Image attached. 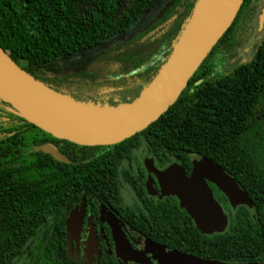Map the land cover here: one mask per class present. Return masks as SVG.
<instances>
[{
	"label": "trees",
	"instance_id": "obj_1",
	"mask_svg": "<svg viewBox=\"0 0 264 264\" xmlns=\"http://www.w3.org/2000/svg\"><path fill=\"white\" fill-rule=\"evenodd\" d=\"M159 2L0 0V46L38 81L89 102L96 95L93 88L75 85L70 77L56 71L61 68L56 63L112 43L129 32L143 28L137 35L140 39L160 27L149 39V45L155 46L152 51L140 45L124 52L120 60L128 69L145 65L138 77L143 86L148 85L170 56L198 0H169L162 15L153 19L151 10ZM257 9L258 0H244L235 20L178 99L144 130L119 143L88 146L56 138L15 114L11 104L0 99V264L32 249L34 246H26V242L39 235L41 241L49 243L39 246L42 255L46 253L51 264H65V193L71 203L82 194L100 193V202L120 207L116 162L143 144L162 166L173 160L184 165L192 155L214 160L248 192L253 206L239 205L223 232L203 234L176 198H167L151 204L153 218L162 220L169 212L172 220L179 218L180 225L172 222L164 231L138 217L143 229L137 233L198 257L263 262L264 35L253 44L249 61L237 60L253 35ZM48 142L70 162L58 161L43 151L41 147ZM213 187L218 200L226 201V195ZM142 190L143 185L138 191ZM186 220L193 229L183 226Z\"/></svg>",
	"mask_w": 264,
	"mask_h": 264
},
{
	"label": "water",
	"instance_id": "obj_2",
	"mask_svg": "<svg viewBox=\"0 0 264 264\" xmlns=\"http://www.w3.org/2000/svg\"><path fill=\"white\" fill-rule=\"evenodd\" d=\"M244 0H198L170 56L155 78L132 102L111 106L85 102L63 94L38 81L18 65L0 46V99L12 106V111L59 139L79 145H110L119 143L144 130L156 121L180 96L188 81L208 56L212 48L235 20ZM264 19V10L262 14ZM42 150L56 160L69 163L53 143ZM191 175H186L178 163L160 171L148 164L158 180L162 195L177 196L181 207L194 219L203 234L223 232L228 216L215 198L208 181L213 182L233 206H253L252 198L230 172L214 160L194 159ZM147 190L155 194L152 181ZM84 204V203H83ZM85 209L82 206L81 211ZM77 209L68 220L67 235L77 238L80 224L75 222ZM112 236L117 256L126 260L150 263L151 254L159 264H264V262L232 263L198 257L180 250H171L153 240H145L144 250L131 246L126 233L113 218ZM97 248V236L91 231L88 250ZM71 247L69 248V251Z\"/></svg>",
	"mask_w": 264,
	"mask_h": 264
},
{
	"label": "flooded vegetation",
	"instance_id": "obj_3",
	"mask_svg": "<svg viewBox=\"0 0 264 264\" xmlns=\"http://www.w3.org/2000/svg\"><path fill=\"white\" fill-rule=\"evenodd\" d=\"M144 67L145 66H143V68ZM143 68L141 66H136L128 69V65L119 66L118 72H121V75H116V77L120 76L121 79L119 81L115 80L116 83L123 82L125 80V73L127 75L131 73L129 76L134 77V79H136L135 82H140L142 84V80H140L138 77V72H141ZM117 91L119 92L126 90L123 88H118ZM120 98L123 100H128V98H123L121 96ZM97 156L98 155L96 154V157ZM199 158L203 157L192 155L190 162L185 163L184 165L176 160H173L167 165L162 166L159 162V158L152 153L150 147H148L146 144H143L140 147L132 148V150L125 155V158L122 159L119 164L116 162L117 168L114 170V172L117 174V182L120 187L122 203L120 207L113 205L110 201H108V203L100 202V193H90L89 195L82 194L79 200L72 203L67 200L68 194L65 193L63 199V204L65 206L63 217L68 253L67 256L62 258V260L65 261V264H148L135 260H126L117 256L115 241L112 236V230L114 229L112 224L113 218L117 220V226L119 225L120 228L126 233L131 246L134 249L140 251L144 250V243L148 238L137 233L139 230L143 229V225L137 223L139 222L137 219L138 217H143L145 222L146 220H149L154 225L163 227L164 231H167L165 226L170 225L172 222L180 225L181 221L179 218H173L172 220L169 212L166 213V218L162 220L157 221L155 218H153L154 212L151 204L160 200H165L167 198H176V203L181 207V202L177 196L169 197L162 195L159 180L156 174L149 169L148 164L153 165L157 170L163 171L171 164L178 163L183 168L186 175L189 176L193 170L194 159ZM97 163L98 162H96V164ZM149 180L152 181L153 187L156 191L155 194H150L147 190V182ZM208 184L213 190L215 198L218 200L213 187L216 185L211 181H208ZM142 185L144 191H138V189L142 188ZM226 199V201L220 202L218 200V202L221 204L225 214L230 218L231 214L236 213L239 205L233 206L227 196ZM82 206L85 207L83 212L81 211ZM75 209H77V214L74 220L80 224V233L77 238H72L70 242L67 235V226L68 220L71 217V213ZM192 220L195 224L193 218ZM182 222L184 227L189 225V227L193 229L191 222L187 220ZM91 231H94L95 235L97 236V248L95 250L92 249L91 252H89L88 238ZM39 236H37L35 239L27 240L26 246H34L32 249L27 250L21 256H17L12 259H9L8 257L5 258L6 264H51V258L46 253L44 257V255L41 253V249L39 248L40 245L49 243L48 241H41L38 238ZM70 247L71 250L69 251ZM148 257L150 259L149 264H159L151 254H148Z\"/></svg>",
	"mask_w": 264,
	"mask_h": 264
},
{
	"label": "rangeland",
	"instance_id": "obj_4",
	"mask_svg": "<svg viewBox=\"0 0 264 264\" xmlns=\"http://www.w3.org/2000/svg\"><path fill=\"white\" fill-rule=\"evenodd\" d=\"M168 1L169 0H161V2L151 10L150 16L153 17V19H157L161 16L163 11H165L164 8L166 4H168ZM263 10L264 0H258V9L253 20V35L249 38L246 46L239 51L237 60L240 62H247L250 60L253 44L264 35ZM150 20L151 18H149L147 22ZM147 22H143L142 24H146ZM143 26L144 25H142V27ZM141 30H143V28L118 37L112 43L103 44L96 49L84 51L82 54L73 57H65L56 63L61 67L60 69H56V71L70 77L71 82L73 81L75 85L93 88L91 91L95 92L96 95H92L89 100L95 104L101 103L102 105L108 104L111 106H118L130 103L139 96L145 86L140 82H135L136 79L129 76L131 73L128 75L125 73V80L116 83L115 80L119 81L121 79L120 76L116 77V75H121L118 72L119 66L126 65V63L120 62L122 59L121 57L124 52L136 50L140 45L144 47V50L147 49L149 52L152 51L155 46L151 47L149 42L153 39L151 37L159 32L160 27L145 37L143 36L138 39L137 35ZM141 67L143 68V66ZM85 73H90V75L87 76ZM118 88H123L128 92H118ZM120 96L128 98V100H123Z\"/></svg>",
	"mask_w": 264,
	"mask_h": 264
}]
</instances>
